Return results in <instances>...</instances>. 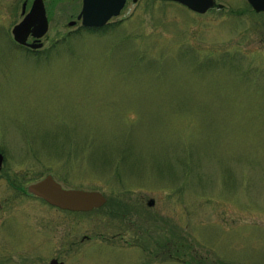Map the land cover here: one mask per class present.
<instances>
[{"label": "rangeland", "instance_id": "1", "mask_svg": "<svg viewBox=\"0 0 264 264\" xmlns=\"http://www.w3.org/2000/svg\"><path fill=\"white\" fill-rule=\"evenodd\" d=\"M216 3L55 19L33 56L0 23V264H264V13ZM49 175L107 203L54 207Z\"/></svg>", "mask_w": 264, "mask_h": 264}, {"label": "water", "instance_id": "2", "mask_svg": "<svg viewBox=\"0 0 264 264\" xmlns=\"http://www.w3.org/2000/svg\"><path fill=\"white\" fill-rule=\"evenodd\" d=\"M136 1V0H135ZM172 3H179L200 15L207 14L209 10L216 8V0H161ZM257 13L264 12V0H247ZM127 0H84L83 23L86 27L103 28L109 21L121 14ZM37 2L34 4L33 12L28 15L21 24L13 30V35L18 44L25 45L24 39L32 30V21L37 16ZM43 12V7H41ZM46 19V18H45ZM47 21V20H46ZM47 23V22H45ZM48 28L46 24L36 27L34 34L41 38L45 36ZM37 32V33H36ZM5 157L0 153V172L4 164ZM28 191L38 198L47 201L48 204L64 211L71 212H91L107 203V198L100 192L84 191L76 189H65L59 182L55 181L52 175L29 186ZM155 204L154 200L149 202V206ZM49 264H63L54 259Z\"/></svg>", "mask_w": 264, "mask_h": 264}, {"label": "flooded vegetation", "instance_id": "3", "mask_svg": "<svg viewBox=\"0 0 264 264\" xmlns=\"http://www.w3.org/2000/svg\"><path fill=\"white\" fill-rule=\"evenodd\" d=\"M36 2L38 5L37 16L32 21V30L29 32L26 39H24L26 44L20 45L15 41L13 29L21 24L25 19H27L28 15L33 12L34 4ZM0 3H3L5 8L4 19L0 23L11 29V33L9 32V29L6 30L7 33L4 35V38L10 43H15L19 48L17 50L26 56L37 55L39 51L45 48V42L43 38L47 35L50 25L55 21V19L57 23L63 22V20H65L64 22H66L69 28L66 34L60 37V39L58 38V40L54 41L58 44L71 40L74 38V35L77 32H87L89 34L93 31H102V29L91 28L89 26L86 27L84 25L82 17L84 0H0ZM41 7H43V12ZM44 24H46L48 28L46 35L41 38L36 37L34 30L36 27H41ZM136 237L137 240H141L138 235H136ZM125 242L127 243L128 241L126 240ZM92 248L96 249L98 246H94ZM132 248L139 249L140 247L133 246ZM155 248L156 246L153 247L154 257L156 250ZM141 249H144V247ZM59 262L61 261L59 260ZM62 263L65 264L64 262Z\"/></svg>", "mask_w": 264, "mask_h": 264}]
</instances>
